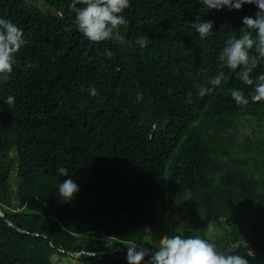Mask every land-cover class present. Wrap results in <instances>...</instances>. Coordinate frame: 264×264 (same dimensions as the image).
Masks as SVG:
<instances>
[{"label":"trees","instance_id":"1","mask_svg":"<svg viewBox=\"0 0 264 264\" xmlns=\"http://www.w3.org/2000/svg\"><path fill=\"white\" fill-rule=\"evenodd\" d=\"M70 3L0 0V18L26 40L0 81V264H128V245L175 235L221 252L243 245L264 264V101L237 107L230 90L249 89L228 69L203 99L192 87L216 74L225 40L256 7L129 0L122 39L94 43ZM197 16L214 21L203 40ZM139 36L147 47L130 46ZM69 177L79 191L62 201ZM216 220L225 234L212 238Z\"/></svg>","mask_w":264,"mask_h":264},{"label":"clouds","instance_id":"2","mask_svg":"<svg viewBox=\"0 0 264 264\" xmlns=\"http://www.w3.org/2000/svg\"><path fill=\"white\" fill-rule=\"evenodd\" d=\"M208 10H241L245 4L254 5V16L242 18V25L247 29L239 37L231 36L224 42L217 56L218 69L207 83L196 82L192 85L197 90L198 98L213 93L225 78V69L235 73L240 83L248 87L247 95L243 89L232 88L230 94L237 107L245 109L249 103L264 101V72L253 77V72L264 64V0H200ZM80 5L81 7H78ZM129 0H71L69 11L74 14L77 29L91 42L120 41V27L128 23L122 15L129 8ZM214 21H201L197 16L191 27L203 40L212 33ZM23 30L11 20L0 18V81H7L17 63V54L25 45ZM149 40L139 36L135 44L140 48L147 47ZM32 67L31 64L28 65ZM91 96L97 95L95 87H90ZM187 103L192 102V92L187 93ZM142 94L137 93V101ZM5 103L10 107L15 103V97L9 95ZM59 176H69L66 167L57 169ZM79 191V185L71 178L59 183L57 194L62 201L71 200ZM150 243V242H149ZM151 244V243H150ZM250 264L247 257H255V252L246 250V255L237 252V245L226 251H219L214 242L199 238H182L180 235L165 237L152 248L128 245L126 260L128 264Z\"/></svg>","mask_w":264,"mask_h":264},{"label":"rangeland","instance_id":"3","mask_svg":"<svg viewBox=\"0 0 264 264\" xmlns=\"http://www.w3.org/2000/svg\"><path fill=\"white\" fill-rule=\"evenodd\" d=\"M208 234L212 238L223 236L225 234V228H224L223 223L219 220L214 221L208 229Z\"/></svg>","mask_w":264,"mask_h":264},{"label":"water","instance_id":"4","mask_svg":"<svg viewBox=\"0 0 264 264\" xmlns=\"http://www.w3.org/2000/svg\"><path fill=\"white\" fill-rule=\"evenodd\" d=\"M238 248H244V249H246V250H247V249H251V248L246 247V246H243V245H238V246H237V249H238Z\"/></svg>","mask_w":264,"mask_h":264}]
</instances>
